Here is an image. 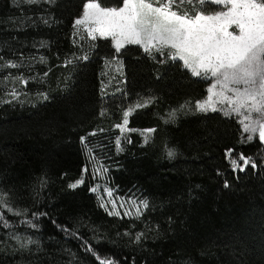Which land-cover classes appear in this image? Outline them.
Listing matches in <instances>:
<instances>
[{
	"label": "trees",
	"instance_id": "obj_1",
	"mask_svg": "<svg viewBox=\"0 0 264 264\" xmlns=\"http://www.w3.org/2000/svg\"><path fill=\"white\" fill-rule=\"evenodd\" d=\"M85 2L0 0V54L35 50L43 57L35 71L45 81L62 71L48 99L0 103V186L10 204L26 209L24 218L2 211L10 227L0 224V230L29 228L27 220L37 225L30 228L39 238L38 250L32 255L21 250L31 264H98L88 246L119 264H264V144L257 137L242 141L237 120L221 112L162 121L160 110L203 97L208 80L191 76L180 61L151 58L139 45L121 50L119 90L103 94V62L116 56L110 40L91 41L88 60L66 64L75 50L73 21ZM99 2L122 5V0ZM43 83L27 84L42 88ZM150 97L152 104L132 112L128 125L153 127L151 141L135 138L105 173L116 192L135 191L149 206L139 218L109 215L86 180L69 187L86 161L81 137ZM165 146L175 149L174 158L167 157ZM229 150L233 157H251L257 167L233 171ZM129 233L144 235L137 243ZM17 256L0 249V264H17Z\"/></svg>",
	"mask_w": 264,
	"mask_h": 264
},
{
	"label": "snow or ice",
	"instance_id": "obj_2",
	"mask_svg": "<svg viewBox=\"0 0 264 264\" xmlns=\"http://www.w3.org/2000/svg\"><path fill=\"white\" fill-rule=\"evenodd\" d=\"M21 2L38 5L42 2L55 3L56 0ZM43 23L48 24L49 21L44 19ZM72 27L73 35L78 36L80 40H110L116 56L112 60H105V66L107 68L115 64L118 66L115 68L117 72H120L123 66V61L117 57L126 45H139L144 53L153 59L159 55L162 57L161 63L165 60L182 62L180 66L191 76L210 81L206 98L196 101L194 110L201 113L221 112L224 117L235 118L243 133L247 134L246 142H252L258 134L259 142L264 144V0H122V6L119 7L102 6L99 0H86L81 15L74 19ZM81 29L86 35L81 34ZM79 59L88 60L89 56L85 54ZM41 61L43 62V57ZM71 63V60L66 61V64ZM19 66L12 61L0 65L8 68ZM17 79L27 84L22 77ZM106 87L107 85L102 83V93ZM9 95L12 100L19 99L16 89H12ZM39 95L44 100L48 99L44 93ZM153 101L154 98L151 97L138 100L123 111L122 123L115 125L121 133V136L115 139L117 152L123 151L121 137L128 140L126 132L136 131L126 127L130 114L136 109L147 107ZM186 107L187 105H181L180 110ZM176 112L177 110H172L165 123L173 121ZM100 114L104 115L105 111ZM146 131L151 133L155 129ZM149 139L150 137L145 136V143ZM81 144L91 157L92 149L88 148L86 137H81ZM165 147L167 157L174 158L175 149ZM226 156L233 171L242 172L248 167H257L251 157L242 153L233 157V151L229 150ZM84 171L87 172L88 169L85 168ZM100 172H107V169H95V173ZM83 183L82 176L69 187L75 189ZM227 186L226 183L225 187ZM99 190L100 185L91 189L94 193H99ZM103 191L109 199L105 201L103 197H98L100 207L109 215L119 216L116 200L112 199L113 190L105 187ZM130 203L136 208L137 218L143 215L140 207L147 209L149 206L146 199L140 200L139 204L135 200ZM108 204L112 205L111 210ZM6 206L4 194L0 193V207ZM119 207H124L123 203ZM7 211L17 216L22 214L11 207H7ZM124 215L131 213L125 211ZM25 223L32 228L37 227L32 220ZM0 224L10 227L3 216H0ZM143 235L137 233L135 242L139 243ZM31 243L35 241H27V244ZM27 244H22L21 247H26ZM86 250L95 256L98 264H119L112 258H102L91 246Z\"/></svg>",
	"mask_w": 264,
	"mask_h": 264
},
{
	"label": "rangeland",
	"instance_id": "obj_3",
	"mask_svg": "<svg viewBox=\"0 0 264 264\" xmlns=\"http://www.w3.org/2000/svg\"><path fill=\"white\" fill-rule=\"evenodd\" d=\"M13 1L18 5L26 4V3H22L21 0H13ZM81 34L86 35L83 32V29H81ZM74 40L77 42L73 43ZM71 42L74 44L75 50L72 52V54H70L69 58L66 60L72 61L86 54L87 48L89 47L91 41L87 39L80 40L78 36H74L73 27H72ZM33 46L34 48L39 47L37 45H33ZM112 59H105V60H112ZM40 60L41 58L38 56L35 50L31 51V54L29 55L22 53L20 51H17L14 57H5L3 53L0 54V65H3L8 61H12L20 65L17 68L0 67V101L32 103V102L42 99V97L39 95L40 93L46 94L52 88L59 87L60 80L62 79V74L60 73H62V71L58 69V72L54 75L53 81H47V80L45 81V79L42 76L36 74L35 70L37 69H35L34 67L35 63L40 62ZM105 60L103 62L102 69L100 72V89L102 87V83L104 85H107V87L104 89L103 94L116 92L119 89L120 83L122 80L121 71L120 72L115 71V68L118 66L113 64L111 67L106 68ZM104 73H107V74L105 75ZM17 77H22L23 80L27 81V83H37L36 86L38 85L39 82H43L44 80L43 87L34 88L33 85L29 87L28 84L25 85L19 79H17ZM209 86H210V81H208V84L206 86L205 95L199 99L183 100L174 105L163 108L158 113L159 118L162 121H165V119L167 118V115L172 110H177L175 119L180 115L191 113V112H196L194 110L195 102L206 98L207 89ZM12 89H16L19 95V99L12 100V97L9 95V92H11ZM181 105H187V107L181 111L180 110ZM129 106H127L124 110H127ZM123 111L121 112V115L118 121L103 120L98 123L96 129L88 132V135L86 137V143L88 145V148L92 149L91 157L89 156L86 150L87 154H86L85 165L82 167L80 176L76 180H74L72 183H75L77 180H79L83 176V179L89 183L90 191L96 185H100L99 193L93 192L99 205H100V199L98 197H103L105 201L109 199L106 193H104L103 189L105 187L111 188L113 190L112 199L116 200L117 210L120 212V215H124V212L128 211L131 213V215H128V216L137 217L135 214L136 208L130 203V201L135 200L137 204H139V201L144 200L145 198L135 194V191L129 192V193L127 192L124 194H119L109 185L108 181L106 180V176H105L106 172L95 173L96 168L102 167V168L107 169L110 165H112V163L114 162V157L122 152H125L127 150V147L135 140V138H138L141 144H146L145 136L150 137L148 142L151 141L153 132L148 133L146 130L154 129L153 127H133V126L127 125L126 127L128 129H136V131L126 132L125 135L128 137V140H130V142H128V140H125L123 137H121V145L123 147V151L122 152L116 151L115 139L118 136H121V133H120V130L115 127V125L122 123ZM240 128L242 131L241 126ZM90 133H95V135H89ZM246 135L247 134L243 133L242 131V138H241L242 141H246L245 140ZM256 137L258 138V134H256ZM85 168L88 169L87 172L84 171ZM0 193L4 194V198L7 202L6 207H0V213L3 211L5 213L13 214L12 212L7 211V207H11L14 211H19L22 213L21 215H19L20 217L22 218L26 217V209L20 206H14L10 204L7 199V194L1 188V186H0ZM117 197L122 198V199H116ZM121 203H123L124 205V207L122 208L119 207ZM108 208L109 210H111L112 205L108 204ZM140 210L142 212L144 208L141 206ZM129 234L134 236V238L136 236V233L135 235L133 233H129ZM28 240L35 241V243L27 244ZM39 243L40 241H39L37 234L30 227L22 229V230H17V229H7L5 231L0 230V249L12 255L17 254L18 255L17 264L19 263L20 264H31L29 260H24L26 256L25 254L21 253V250L27 251L29 255H32L38 250L40 246ZM22 244H27V246L21 247Z\"/></svg>",
	"mask_w": 264,
	"mask_h": 264
},
{
	"label": "crops",
	"instance_id": "obj_4",
	"mask_svg": "<svg viewBox=\"0 0 264 264\" xmlns=\"http://www.w3.org/2000/svg\"><path fill=\"white\" fill-rule=\"evenodd\" d=\"M122 6V5H121Z\"/></svg>",
	"mask_w": 264,
	"mask_h": 264
}]
</instances>
